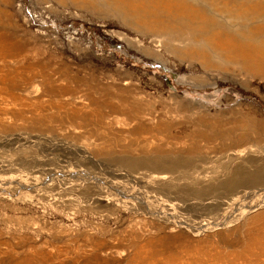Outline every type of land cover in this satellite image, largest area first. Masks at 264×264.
I'll use <instances>...</instances> for the list:
<instances>
[{
  "label": "rangeland",
  "instance_id": "1",
  "mask_svg": "<svg viewBox=\"0 0 264 264\" xmlns=\"http://www.w3.org/2000/svg\"><path fill=\"white\" fill-rule=\"evenodd\" d=\"M91 8L0 0V264L264 263V80Z\"/></svg>",
  "mask_w": 264,
  "mask_h": 264
},
{
  "label": "bare ground",
  "instance_id": "2",
  "mask_svg": "<svg viewBox=\"0 0 264 264\" xmlns=\"http://www.w3.org/2000/svg\"><path fill=\"white\" fill-rule=\"evenodd\" d=\"M69 1L81 8L92 6L93 12L101 9L124 27L135 28V34L150 36L169 55L179 60L201 61L205 71L224 75L235 66L242 73L264 80V0H84L80 4L79 0ZM244 171L236 169V185L248 187L264 181V171ZM261 218L264 213L249 219L255 222ZM259 233L260 236L247 235L245 248L260 249L264 255V231ZM240 259L245 264L255 262L252 252L248 256L242 253Z\"/></svg>",
  "mask_w": 264,
  "mask_h": 264
}]
</instances>
